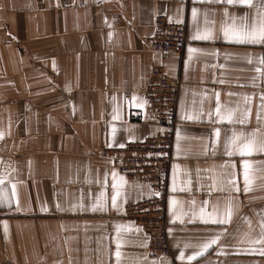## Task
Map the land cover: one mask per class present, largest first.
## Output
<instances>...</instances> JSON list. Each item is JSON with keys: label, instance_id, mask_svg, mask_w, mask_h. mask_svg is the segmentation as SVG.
<instances>
[{"label": "crops", "instance_id": "0c3cea01", "mask_svg": "<svg viewBox=\"0 0 264 264\" xmlns=\"http://www.w3.org/2000/svg\"><path fill=\"white\" fill-rule=\"evenodd\" d=\"M255 14L224 0H0V263L264 264V151L240 154L264 143V43L224 36ZM157 15L185 25L182 56L152 49ZM153 64L182 81L171 256L149 254L124 215L150 189L105 152L159 131L144 112Z\"/></svg>", "mask_w": 264, "mask_h": 264}, {"label": "built area", "instance_id": "2783aa9c", "mask_svg": "<svg viewBox=\"0 0 264 264\" xmlns=\"http://www.w3.org/2000/svg\"><path fill=\"white\" fill-rule=\"evenodd\" d=\"M124 3L126 0H118ZM152 49L162 57L173 53L182 56L186 44V27L157 15L154 32L149 37ZM182 81L180 77L167 75L162 66L153 64L144 89L145 114L151 117L159 131L147 137L126 143L119 147H109L106 153L111 166L126 179L145 183L150 196L124 207V215L135 221L147 238L148 253L151 255L171 256V246L166 230V198L170 167L173 156L176 112ZM126 98L131 97L125 91ZM129 121L140 123L139 115H129ZM0 264H14L10 260Z\"/></svg>", "mask_w": 264, "mask_h": 264}, {"label": "snow or ice", "instance_id": "6c2138e0", "mask_svg": "<svg viewBox=\"0 0 264 264\" xmlns=\"http://www.w3.org/2000/svg\"><path fill=\"white\" fill-rule=\"evenodd\" d=\"M213 2H218V0H213ZM224 3L229 5H240L246 7H255L256 14L252 17H240L239 22H237V18L233 17L232 24L224 29V36L227 39H230L237 43H264V2H258L254 4V0H224ZM195 39H209L210 34L206 35H197L194 37ZM261 63H264V59L261 60ZM259 71V69H257ZM231 119V116L228 117ZM244 123V121H240ZM238 139V137H237ZM235 142V141H233ZM254 150L264 151V143H261L257 148L255 141H249L245 143L240 150L241 155H251ZM248 165H245V169L247 170ZM245 182L246 185L249 183L247 178V172L245 174ZM238 190V189H237ZM246 191L249 190L247 187ZM113 201H115V197H113ZM230 217V211L228 213ZM207 222V221H206ZM211 222H219L221 224L226 223L227 220H213ZM215 240H212L211 243H215ZM207 247V245H205ZM192 259V257H190Z\"/></svg>", "mask_w": 264, "mask_h": 264}]
</instances>
